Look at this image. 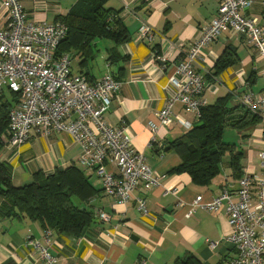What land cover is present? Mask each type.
<instances>
[{
    "label": "crops",
    "instance_id": "obj_1",
    "mask_svg": "<svg viewBox=\"0 0 264 264\" xmlns=\"http://www.w3.org/2000/svg\"><path fill=\"white\" fill-rule=\"evenodd\" d=\"M77 1L22 0V3L32 21L54 24ZM219 5L220 0H107L106 8L119 11L128 40L118 44L109 38L96 37L83 55L69 53L72 73L85 74L91 82L110 73L122 82L105 119L112 125L124 121L135 148L144 154L161 181L145 194L133 190L128 202L121 204L105 194L100 177L90 173V183L99 192L86 204L107 213L108 220L95 217V222L81 236L52 233L49 249L57 257L55 264H134L139 257H144L147 264H172L189 252L201 264H230L235 249L227 241L231 227L225 211L197 207L186 215L197 195L209 200L224 187L237 186L239 178L232 173L230 156L223 157L219 173L210 182L194 183L188 173L174 172L180 158L169 142L197 123L195 115L177 102L172 107L174 115L169 127H159L156 132L149 128V122L159 124L155 111L168 98L164 86L175 63L182 59L180 46L186 48L198 37L200 28L216 15ZM243 13L256 17L264 28V0H253ZM5 22L6 10L0 0V24ZM144 24L152 27L150 38L140 33ZM229 48L234 50L236 61L216 73V62ZM159 56L165 59L164 63ZM204 56L199 72L204 81L202 97L207 105L228 93L234 96L235 103L245 92L255 95L262 92L263 60L244 37L222 31L204 49ZM223 140L233 143L242 153L241 176L260 172L258 153L264 144L259 120L241 130L226 128ZM80 151V145L68 133L51 132L48 136H32L17 150L0 154V160L12 166V183L19 187L31 181L36 171L50 174L56 168L78 166ZM167 188L173 191L165 193ZM141 196L146 201V213L137 209V198ZM1 201L0 195V204ZM43 231L39 221L0 217V264H42L39 254L25 244V238L32 235L46 244Z\"/></svg>",
    "mask_w": 264,
    "mask_h": 264
},
{
    "label": "built area",
    "instance_id": "obj_2",
    "mask_svg": "<svg viewBox=\"0 0 264 264\" xmlns=\"http://www.w3.org/2000/svg\"><path fill=\"white\" fill-rule=\"evenodd\" d=\"M253 0H220L216 15L199 30L198 37L186 48L180 46L182 59L175 63L164 88L168 98L155 111L159 124L149 122L151 131L169 127L173 120L172 107L181 103L183 109L199 117L205 105L203 69L204 49L222 31L244 37L263 60L264 28L256 17L243 13ZM6 22L0 24V97L4 91L19 94L17 104L9 111V123L2 153L18 149L34 135L48 136L51 132H65L80 145L77 163L89 173L100 177L105 194L115 202L125 204L135 189L147 193L160 184L145 156L133 144L129 127L122 121L112 125L105 113L113 104L122 82L110 73L91 82L85 74L72 73L70 55H55L58 43L65 37L63 22L32 21L24 10L22 0H3ZM140 33L151 37L152 27L142 25ZM164 63L165 59L158 57ZM240 102L257 114L263 126L264 144V88L259 95L245 93ZM181 122L182 120L179 119ZM259 173H245L236 187L226 186L209 200L197 195L186 215L201 207L216 212L225 211L231 233L227 241L235 249L230 264H264V146L258 153ZM173 191L167 188L165 193ZM137 209L146 213L143 196L137 198ZM94 216L108 220L102 210ZM51 231L41 240L27 235L25 244L35 250L42 264H55L57 257L49 249ZM214 243L210 242V246ZM134 264H147L139 257Z\"/></svg>",
    "mask_w": 264,
    "mask_h": 264
},
{
    "label": "trees",
    "instance_id": "obj_3",
    "mask_svg": "<svg viewBox=\"0 0 264 264\" xmlns=\"http://www.w3.org/2000/svg\"><path fill=\"white\" fill-rule=\"evenodd\" d=\"M106 1L76 2L60 19L67 26V32L56 46L55 55H83L85 48L90 47L91 40L96 37L109 38L118 44L128 40L119 11L106 8ZM233 55L231 48L224 51L216 62L215 72L233 64L236 61ZM243 95L235 103L231 93L218 97L213 104L205 102L199 117L195 116L197 123L169 142L171 150L180 158L174 172H186L194 183L206 184L219 173L223 157L229 155L233 175L236 178L241 176L242 153L236 150L233 143L224 142L223 132L226 128L241 130L258 122L257 114L240 102ZM18 100L19 94L12 90L4 91L0 97V152L5 143L9 111ZM89 175L79 164H74L65 169L56 168L50 174L36 171L31 181L16 187L12 183V166L0 160V217L39 221L43 235L48 229L51 235L55 232L81 236L95 222L94 210L86 203L99 192L91 185ZM172 264L201 262L189 252Z\"/></svg>",
    "mask_w": 264,
    "mask_h": 264
},
{
    "label": "water",
    "instance_id": "obj_4",
    "mask_svg": "<svg viewBox=\"0 0 264 264\" xmlns=\"http://www.w3.org/2000/svg\"><path fill=\"white\" fill-rule=\"evenodd\" d=\"M165 145V142H162V146H164Z\"/></svg>",
    "mask_w": 264,
    "mask_h": 264
},
{
    "label": "rangeland",
    "instance_id": "obj_5",
    "mask_svg": "<svg viewBox=\"0 0 264 264\" xmlns=\"http://www.w3.org/2000/svg\"><path fill=\"white\" fill-rule=\"evenodd\" d=\"M129 131V130H128ZM1 151H3V150H1ZM0 154H1V152H0ZM95 175V174H94Z\"/></svg>",
    "mask_w": 264,
    "mask_h": 264
}]
</instances>
